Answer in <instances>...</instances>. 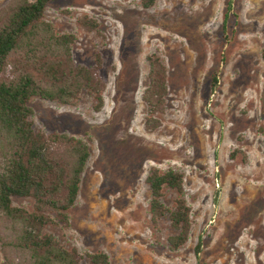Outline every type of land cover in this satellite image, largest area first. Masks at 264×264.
<instances>
[{"label": "rangeland", "instance_id": "obj_1", "mask_svg": "<svg viewBox=\"0 0 264 264\" xmlns=\"http://www.w3.org/2000/svg\"><path fill=\"white\" fill-rule=\"evenodd\" d=\"M228 1L155 0L149 9L141 0L48 3L44 21L74 36L75 63L91 66L99 54L105 82L99 109L85 92L67 105L29 102L36 130L73 135L89 148L68 224L47 229L61 244L105 252L109 264H264V0H230L224 30ZM83 16L96 29L84 28ZM152 52L166 67L168 95L150 131L141 95ZM153 167L183 174L192 226L177 250L167 243L168 219H150L145 178ZM175 197L164 189L165 206ZM13 203L31 207L30 199ZM0 236L14 238L2 220Z\"/></svg>", "mask_w": 264, "mask_h": 264}, {"label": "trees", "instance_id": "obj_2", "mask_svg": "<svg viewBox=\"0 0 264 264\" xmlns=\"http://www.w3.org/2000/svg\"><path fill=\"white\" fill-rule=\"evenodd\" d=\"M51 1L9 0L0 8V220L14 235L12 240L0 236L2 251L6 264H83L85 258L91 264H109L105 252L80 253L47 231L51 226L68 224L89 148L73 135L36 130L29 102L36 97L67 105L85 92L99 109L105 88L100 55L91 66L75 63L71 53L74 36L58 34L44 21ZM154 2L141 0V7L149 9ZM230 11L229 0L224 30ZM80 24L91 30L97 27L87 16L80 18ZM145 60L147 84L141 99L147 112L145 128L153 131L159 127L158 115L166 105L167 70L155 52L147 54ZM217 83L213 73L212 91ZM145 182L150 191V219L154 224L168 219L174 233L167 237V243L171 250H177L187 242L192 226L191 207L183 196V174L153 167ZM164 189L176 193L171 208L162 201ZM15 198L30 199V209L15 205ZM202 245L199 235L194 247L197 259Z\"/></svg>", "mask_w": 264, "mask_h": 264}]
</instances>
